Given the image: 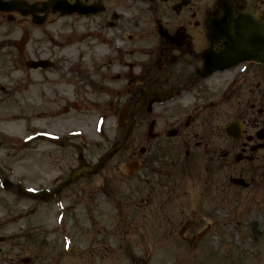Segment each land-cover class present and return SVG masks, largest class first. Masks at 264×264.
Instances as JSON below:
<instances>
[{
    "label": "flooded vegetation",
    "instance_id": "af4514ba",
    "mask_svg": "<svg viewBox=\"0 0 264 264\" xmlns=\"http://www.w3.org/2000/svg\"><path fill=\"white\" fill-rule=\"evenodd\" d=\"M23 1L34 8L0 11L1 20L21 17L44 38L54 41L55 32L58 45L73 46L68 72L55 62L50 80L44 70L38 96L29 101L50 128L62 124V111L74 122L94 107L122 118L119 130L128 139L119 160L136 167L102 170L97 181L105 191L134 185L141 219L169 224L186 218L180 225L190 226L217 220L232 188L249 190L255 175L264 176V65L247 61L209 77L204 67L208 52L225 48L210 40L211 23L224 18L226 2L246 11L250 0ZM253 3L264 17V0ZM41 49L40 56L51 51ZM22 74L31 81V73ZM95 91L101 98H93ZM81 122L94 127L88 118ZM71 144L76 151L89 147H80L78 137ZM79 180V188L96 182L90 175Z\"/></svg>",
    "mask_w": 264,
    "mask_h": 264
},
{
    "label": "rangeland",
    "instance_id": "374dc122",
    "mask_svg": "<svg viewBox=\"0 0 264 264\" xmlns=\"http://www.w3.org/2000/svg\"><path fill=\"white\" fill-rule=\"evenodd\" d=\"M8 40L14 44L8 45ZM21 41H24V48L16 45ZM46 46L51 48L53 54L50 52L43 58L54 60L57 57L56 47L49 45L48 38H44L41 30L30 27L29 22L18 16L14 21L0 18V121L6 122L0 124V140H4L5 144L0 149V176L22 182L28 192H37L43 185L52 186L59 174L64 176L68 169L80 165L73 149L71 153H66V149L54 148L43 142L25 145V138L34 132L28 130L41 129L33 122L36 127H27L25 122L16 121L20 113H27L37 118V123L46 124L38 117L41 111L37 105L29 107L24 103V99L38 96L33 94L39 92L42 83L37 82L43 79L39 74L44 72L28 71L25 62L41 47L45 52ZM72 49V45L68 46L66 58L71 59ZM71 61L59 60L64 71ZM20 72L31 73L32 80L29 81V77ZM48 73L46 78L51 80L56 77L55 71L49 69ZM54 82L52 80V88L57 85ZM25 87L28 88L26 93ZM2 95L5 97L2 98ZM89 110L79 113L78 118L95 121L99 111ZM69 115L77 117L71 112ZM67 116L62 111L60 119L67 120ZM116 124L117 118H113L107 127L112 130ZM114 134L118 135L117 129H114ZM108 136L107 140L99 139V144L89 152V163L103 157L114 143L113 135L108 133ZM7 141L18 145L9 147ZM117 158L108 162L105 168L110 169L120 163ZM258 184L251 186L250 190L232 188L227 193L229 203L219 204L222 208L217 213L218 221L206 222L205 226H190L186 234L188 240L184 236L185 240L176 238L181 230L189 229L187 224L180 225L186 218L169 224H156L140 218L137 208L141 196L136 194L134 185L121 190H114L112 186L108 188L106 191L115 198V202L108 205L103 203L105 192H96L94 199L91 194L85 193L83 200L77 198L69 207V203L65 202L68 218L62 224L65 232L68 229V233H73L79 253H83L78 255L57 254L51 240L55 235L43 232H55L59 224L54 201L43 204L40 199L22 196L16 189L5 191L0 185V264H52L55 257L59 260H55V263L59 264H264V183ZM74 189L66 191L64 195L73 196L76 192ZM120 206L123 208L122 214L120 209L116 211ZM225 214L229 215L227 222L222 221ZM106 215L115 219L110 224L108 248L99 252L97 242L92 241L91 237L102 236L107 226L105 219L109 221ZM125 219L131 221L129 225L123 222ZM164 237L166 240L172 237L174 241H164ZM61 245L58 244V247Z\"/></svg>",
    "mask_w": 264,
    "mask_h": 264
},
{
    "label": "water",
    "instance_id": "95a60500",
    "mask_svg": "<svg viewBox=\"0 0 264 264\" xmlns=\"http://www.w3.org/2000/svg\"><path fill=\"white\" fill-rule=\"evenodd\" d=\"M253 25H257V24H255V23H252V25L251 26H253ZM263 25V24H262ZM252 32V31H251ZM102 164H99L98 166H94V167H91V168H89V170H96L97 168H99V166H101Z\"/></svg>",
    "mask_w": 264,
    "mask_h": 264
}]
</instances>
